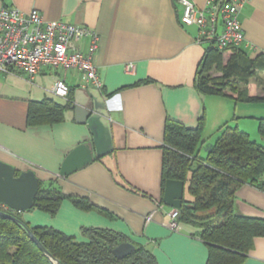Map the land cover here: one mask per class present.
<instances>
[{
	"label": "crops",
	"instance_id": "1",
	"mask_svg": "<svg viewBox=\"0 0 264 264\" xmlns=\"http://www.w3.org/2000/svg\"><path fill=\"white\" fill-rule=\"evenodd\" d=\"M191 1L199 9L205 7L206 0ZM0 7L23 13L37 10L45 21L94 31L98 42L93 63L102 82L95 90L108 114L96 135L101 156L61 176V165L74 148L89 144L94 154V136L86 124L76 123L73 108L65 111L61 123L28 127L29 103L47 98L65 103L68 96L52 93L59 81L71 97L76 90L94 88H83L76 70L44 66L31 82L18 74L0 73V161L14 166L17 174L32 170L45 186L52 181L65 195L86 198L95 208L84 212L64 200L53 217L28 210L19 213L20 218L31 227H50L78 241H86L82 228L108 231L134 247L142 246L158 264H207L208 248L192 235L190 226L179 223L176 230L169 228L171 207L162 201L161 178L166 120L195 128L203 116L201 149L206 145L208 152L224 125L237 127L262 145L257 119L264 118V102L256 105L255 114L248 111L253 105L235 103L231 93L221 97L197 92L196 71L209 44L198 41L195 26L182 25L178 0H0ZM238 20L244 42L222 53L223 65L234 53L264 59V0L243 6ZM87 45L83 40L80 50ZM253 85L249 95L264 97L263 85ZM233 209L240 216L264 219V192L244 185ZM240 264H264V237L254 239Z\"/></svg>",
	"mask_w": 264,
	"mask_h": 264
},
{
	"label": "trees",
	"instance_id": "2",
	"mask_svg": "<svg viewBox=\"0 0 264 264\" xmlns=\"http://www.w3.org/2000/svg\"><path fill=\"white\" fill-rule=\"evenodd\" d=\"M220 1L217 0V4ZM226 50H218L214 43L207 46L196 71L197 92L202 96L221 97L231 93L235 96L234 102L239 104L264 102V97L250 96L245 88L256 72H264V59L251 60L242 53H234L223 65L222 53ZM213 72L218 76H212ZM67 96L65 103L55 98L30 102L27 126L61 123L65 111L71 108L72 97ZM257 123L262 145L237 127L224 125L206 157L200 158L204 117L199 118L195 128L166 120L162 184L165 187L169 180L188 184V199H184L178 209L177 222L190 226L194 230L192 235L207 246V264H240L251 251L254 239L264 237V219L240 216L233 209L236 193L244 185L264 192V118H258ZM64 200H70L76 209L84 212L95 209L86 198L65 195L52 181L46 186L39 181L29 211L37 210L53 217ZM210 211L212 213L207 214ZM14 216L19 223L0 215V264H55L35 245L24 227L59 264H158L153 254L142 246L117 259L113 249L127 242L120 235L82 228L86 241H78L50 227H31L19 213Z\"/></svg>",
	"mask_w": 264,
	"mask_h": 264
},
{
	"label": "built area",
	"instance_id": "3",
	"mask_svg": "<svg viewBox=\"0 0 264 264\" xmlns=\"http://www.w3.org/2000/svg\"><path fill=\"white\" fill-rule=\"evenodd\" d=\"M252 0H206L203 9L191 0H178L182 8L181 23L198 29V41L214 43L220 50L238 48L244 42V33L238 20L240 10ZM221 26L222 31L218 32ZM87 39L85 51L79 44ZM97 34L82 26L62 21L43 20L37 10L23 13L14 7H0V73L18 74L33 81L44 66L63 71L76 70L83 88L101 89L102 82L93 63L97 49ZM128 70L132 65L127 66ZM53 95L66 98L67 87L57 82ZM0 209L9 212L0 204ZM169 228L178 227V209L167 213Z\"/></svg>",
	"mask_w": 264,
	"mask_h": 264
},
{
	"label": "water",
	"instance_id": "4",
	"mask_svg": "<svg viewBox=\"0 0 264 264\" xmlns=\"http://www.w3.org/2000/svg\"><path fill=\"white\" fill-rule=\"evenodd\" d=\"M75 115L77 124H86L93 134L94 154L89 144L79 145L74 148L64 159L59 174L67 176L73 171L85 166L93 160L99 158L97 134L107 122L108 114L104 106L103 99L99 91L95 89L76 90L71 98V108ZM100 128L98 129V126ZM98 129V130H97ZM183 182L167 181L163 192L162 201L165 205L179 209L181 207L183 195ZM39 189V180L34 171L28 170L17 174L14 166L0 161V204L8 208L9 212L0 211V215L14 222L20 221L14 213H21L33 207L34 198ZM25 231L35 245L55 264H59L45 250L42 244L35 238L29 229ZM135 250L134 245L129 242L120 243L112 253L117 259L129 255Z\"/></svg>",
	"mask_w": 264,
	"mask_h": 264
},
{
	"label": "rangeland",
	"instance_id": "5",
	"mask_svg": "<svg viewBox=\"0 0 264 264\" xmlns=\"http://www.w3.org/2000/svg\"><path fill=\"white\" fill-rule=\"evenodd\" d=\"M212 76H218V74L213 72ZM254 83H258L259 85L261 84L264 87V72H258V73L256 72V74L254 76H252L251 78L248 79V82H247V85L245 88H247V90H248V87L252 84L251 89L253 90L254 89V85H253ZM250 93H251V91H250ZM250 104L253 105V107L249 108L248 111L255 113V114H258L259 110H255V109L257 108L256 105H259L260 103L259 102H252ZM245 122H250V120H246ZM207 153H208V150H207L206 145H204V147H202V149L200 147L199 154H198L200 158H205ZM187 186H188V184L186 183V197L188 198ZM210 213H212V211L208 212L207 214H210ZM200 215H206V214H200Z\"/></svg>",
	"mask_w": 264,
	"mask_h": 264
}]
</instances>
